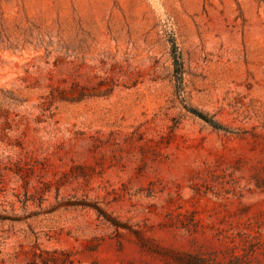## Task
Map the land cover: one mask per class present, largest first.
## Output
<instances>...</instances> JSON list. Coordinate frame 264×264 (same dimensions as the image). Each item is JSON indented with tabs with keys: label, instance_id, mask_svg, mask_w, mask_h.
Listing matches in <instances>:
<instances>
[{
	"label": "rangeland",
	"instance_id": "obj_1",
	"mask_svg": "<svg viewBox=\"0 0 264 264\" xmlns=\"http://www.w3.org/2000/svg\"><path fill=\"white\" fill-rule=\"evenodd\" d=\"M0 264H264V0H0Z\"/></svg>",
	"mask_w": 264,
	"mask_h": 264
},
{
	"label": "trees",
	"instance_id": "obj_2",
	"mask_svg": "<svg viewBox=\"0 0 264 264\" xmlns=\"http://www.w3.org/2000/svg\"><path fill=\"white\" fill-rule=\"evenodd\" d=\"M171 55H172V59H173V63H174V72L175 74L177 75V80L180 81L181 79V62H180V56H179V53L177 51V47L174 43H172V46H171ZM193 113H195V115L203 120H205L206 122L212 124V125H216L214 124L211 120H208L206 118V116H204L203 114L199 113V112H194V110H192Z\"/></svg>",
	"mask_w": 264,
	"mask_h": 264
}]
</instances>
